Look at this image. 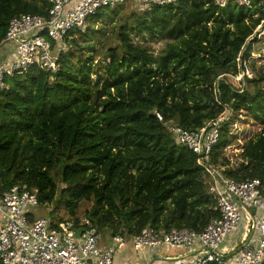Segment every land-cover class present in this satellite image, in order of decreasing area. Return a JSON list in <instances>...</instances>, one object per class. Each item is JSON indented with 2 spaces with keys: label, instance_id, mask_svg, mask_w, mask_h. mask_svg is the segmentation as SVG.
<instances>
[{
  "label": "trees",
  "instance_id": "16d2710c",
  "mask_svg": "<svg viewBox=\"0 0 264 264\" xmlns=\"http://www.w3.org/2000/svg\"><path fill=\"white\" fill-rule=\"evenodd\" d=\"M261 2L219 7L214 0H178L128 15L123 4L92 15L85 29L65 37L69 48L58 55L57 73L34 66L7 78L10 89L0 91L1 190L37 187L39 206L59 195L77 222L80 203L91 201L85 216L111 237L132 239L148 225L200 231L218 215L210 175L155 113L196 130L225 106L230 115L210 164L264 186V77L248 79L243 91L219 79L237 72L238 54L264 18ZM49 8L47 0H0V42L14 16L47 15ZM115 16L116 40L101 55L95 38L102 27L95 26ZM134 34L170 42L154 54ZM252 50L250 44L246 57ZM253 125L256 133L246 138ZM234 143L242 150L236 165Z\"/></svg>",
  "mask_w": 264,
  "mask_h": 264
},
{
  "label": "built area",
  "instance_id": "2783aa9c",
  "mask_svg": "<svg viewBox=\"0 0 264 264\" xmlns=\"http://www.w3.org/2000/svg\"><path fill=\"white\" fill-rule=\"evenodd\" d=\"M47 15L20 13L9 23L1 47H10L15 55L0 57V91L10 89L7 78L27 72L37 66L51 74L60 68L58 55L65 50V37L70 31L84 29L88 19L104 8H114L128 2L138 8L153 5H171L178 0H47ZM252 7L253 0H214L225 7L229 3ZM261 4L264 9V0ZM264 18L247 39L236 60V73L222 74L220 80L242 84L257 78L264 66V43L261 50L253 46L264 40ZM56 42L54 50L52 42ZM253 50L246 57V50ZM56 54V55H55ZM1 56V55H0ZM257 61V67L254 62ZM245 82V84H244ZM239 89V88H238ZM228 107L206 125L190 130L173 121L165 122L160 112L157 118L197 156V162L209 173V192L216 199L218 215L200 230L173 227L168 231L150 225L132 237L135 249L168 245L196 251L192 264H263L264 262V186L259 178L238 181L227 177L224 167L210 164L214 145L228 118ZM37 187L14 184L10 189L0 188V264H114L118 247L126 241L123 235L111 237L110 245L101 246L103 238L98 226L89 218L57 222L37 216L40 204ZM251 207V208H250ZM254 209V212L252 211ZM240 233L239 243L228 247V240Z\"/></svg>",
  "mask_w": 264,
  "mask_h": 264
},
{
  "label": "rangeland",
  "instance_id": "374dc122",
  "mask_svg": "<svg viewBox=\"0 0 264 264\" xmlns=\"http://www.w3.org/2000/svg\"><path fill=\"white\" fill-rule=\"evenodd\" d=\"M137 9H138V7L136 6L135 3L128 2L124 6L125 15H128L129 13H131V11L137 10ZM117 23H118V18H117V16H115L113 18V20H111V21L99 22L96 24L95 29H99L102 27L101 30H96V32H97L96 36L98 38H95L96 39V47H97V51L99 54L102 55L104 50L108 46H111L113 44V42L116 40V34L115 33L118 31V26H117L118 24ZM90 33H91V31H89V34ZM74 37H76V35ZM86 39H87V36H83V37H79L78 41H79V43H81L82 46H85L88 44ZM133 39H134L135 43H141L144 47L152 50V52L154 54L161 53L164 50V48L166 47L167 42H170L166 39L152 38L148 34H145L144 36H135V34H134ZM263 43H264V40L260 43H257L253 47L256 50H261L263 48ZM63 46L66 49L69 48L68 43H65V45H63ZM254 66L257 67V61L254 62ZM258 71H259V74H258L257 78H259L260 76L264 77V66L263 65L259 68ZM244 84H245V82H244ZM248 87H251V85H248ZM229 115H230V111H228V116ZM245 129L247 130V132L245 134V137L247 138V137L256 133V131L258 129V125H253L251 127L245 128ZM242 140L244 141V139H242ZM241 151L242 150H239L238 145H236V143H234L232 150H230V155L232 157V161H233L234 165H236V163L241 159V155H240ZM91 205H92L91 201L81 202L80 206L77 210L76 215L79 218L86 217L85 216L86 210H88L91 207ZM252 211L254 212V209H252ZM34 214L37 215L38 217L42 216V217L49 218L51 220H61V219L68 220V219H72V218L74 219L75 218L68 213V211L65 208V204L63 201H61L59 195H57V197L53 203H47V204L40 205L34 211ZM102 234H103V238L101 240V245L104 242H107V240L109 238L106 235L104 236L105 233H102Z\"/></svg>",
  "mask_w": 264,
  "mask_h": 264
},
{
  "label": "crops",
  "instance_id": "0c3cea01",
  "mask_svg": "<svg viewBox=\"0 0 264 264\" xmlns=\"http://www.w3.org/2000/svg\"><path fill=\"white\" fill-rule=\"evenodd\" d=\"M0 55L2 59H5L10 55H15V52L10 47H1ZM3 222H5V218L0 213V223ZM105 235L109 238L101 245L102 247L109 246L111 242V235L108 233ZM239 238L240 233H235L228 240V247L239 243ZM196 255V251L188 250L185 247L176 248L168 245L138 250L135 249L129 238L118 247L114 256V264H192Z\"/></svg>",
  "mask_w": 264,
  "mask_h": 264
}]
</instances>
